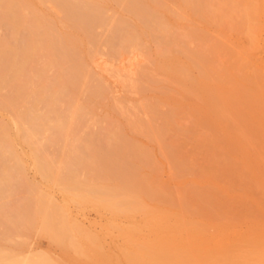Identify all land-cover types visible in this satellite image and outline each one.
I'll list each match as a JSON object with an SVG mask.
<instances>
[{
    "label": "bare ground",
    "instance_id": "bare-ground-1",
    "mask_svg": "<svg viewBox=\"0 0 264 264\" xmlns=\"http://www.w3.org/2000/svg\"><path fill=\"white\" fill-rule=\"evenodd\" d=\"M148 41L157 57L132 78ZM124 70L130 90H173L125 106L130 130L91 131L102 71ZM0 108V264H264V0H0ZM149 128L170 189L135 137ZM70 200L126 217L122 242L106 250ZM36 227L61 258L19 250Z\"/></svg>",
    "mask_w": 264,
    "mask_h": 264
},
{
    "label": "rangeland",
    "instance_id": "rangeland-1",
    "mask_svg": "<svg viewBox=\"0 0 264 264\" xmlns=\"http://www.w3.org/2000/svg\"><path fill=\"white\" fill-rule=\"evenodd\" d=\"M186 22L191 23L190 19H185ZM102 32V29L99 31ZM104 33V32H103ZM2 35L7 34V29L1 30ZM102 34V33H101ZM148 49L147 52L143 55H140L136 60V63L133 65H129V61H120L109 60V65L115 67L123 66L126 67V71L132 68V71H127L132 74V78L140 77V68L143 66L150 65L152 60L156 59L157 52L159 50L158 45L153 41H148ZM105 45V44H103ZM101 45L102 49H107V46ZM104 51V52H103ZM105 54L106 50H103ZM108 51V49H107ZM106 56V55H105ZM103 56L107 60V57ZM113 60V59H112ZM122 63V64H121ZM128 64L129 66H127ZM112 66V67H113ZM129 67V68H128ZM128 68V69H127ZM100 71V69L96 68ZM124 70L123 77L119 78L114 73L102 71L104 77L107 79L110 87V97L106 100H102L98 102L94 106V119H91L89 125L91 131L93 130H104L113 131L117 129H122L124 131L130 130L129 122L130 117L126 114L125 106L129 103H138L143 100L145 96H151V94L157 95L161 94L166 90H173V87L168 86L169 83L163 80L162 84L159 87H154L150 89L147 94H142L140 92H136L130 90L128 86L124 85V81L126 80L128 73ZM176 91V90H174ZM124 100V101H121ZM166 109L169 108V105H166ZM9 112L7 110H3L0 108V118L3 120H7L9 118ZM147 125H150L148 122H145ZM88 127V129H89ZM96 128V129H93ZM139 141L147 145V147L156 154L158 158V181L159 185L163 188L170 189L174 187L177 179V171L172 163H169L166 158V147L165 143L157 140L153 134L149 131H144L135 136ZM19 150L24 153L27 163L31 162V148L27 144H20ZM27 178L41 185L44 189H47L50 195L59 203H66L64 195L62 191L56 186H48L41 178L40 174L35 170V168L31 165L28 166L26 170ZM44 182V183H43ZM67 206L75 220L80 222L87 230L91 233L99 236L101 243L104 245L106 250L114 247L115 243H121L122 237L120 235L118 225H128L129 220L126 217H115L112 212L108 209L98 208L93 204H79L74 201H68ZM117 224V225H116ZM17 241L23 242V246L19 249L24 255L37 254V253H48L51 256L56 258H61L62 252L60 246L48 235L41 232L39 227L34 228L30 233L23 234L18 236ZM20 252V253H21Z\"/></svg>",
    "mask_w": 264,
    "mask_h": 264
}]
</instances>
